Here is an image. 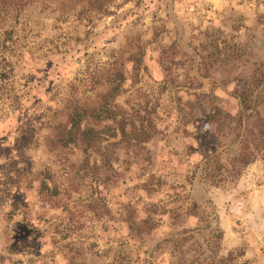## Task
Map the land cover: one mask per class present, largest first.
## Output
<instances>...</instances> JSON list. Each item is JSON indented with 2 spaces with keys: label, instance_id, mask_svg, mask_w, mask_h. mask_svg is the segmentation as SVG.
Here are the masks:
<instances>
[{
  "label": "rangeland",
  "instance_id": "1",
  "mask_svg": "<svg viewBox=\"0 0 264 264\" xmlns=\"http://www.w3.org/2000/svg\"><path fill=\"white\" fill-rule=\"evenodd\" d=\"M113 68L111 129L58 145ZM263 112L264 0H8L0 264H264Z\"/></svg>",
  "mask_w": 264,
  "mask_h": 264
},
{
  "label": "trees",
  "instance_id": "2",
  "mask_svg": "<svg viewBox=\"0 0 264 264\" xmlns=\"http://www.w3.org/2000/svg\"><path fill=\"white\" fill-rule=\"evenodd\" d=\"M8 0H0V8L6 7ZM111 70V69H110ZM124 79L122 70L119 68H113L108 75V85L109 88L104 92L97 95V100L94 102H72L67 103V118L65 122L60 125L57 136V143L62 147H70L73 145H78L79 143L85 147V151L88 153L93 147V145H98L95 143V135L103 134L106 135L107 131L111 128L110 126H102L100 124L103 119L115 120L117 117V111L109 107L111 104L110 98L114 97V94L120 89L122 81ZM252 93L247 94L244 97V101L248 99L253 100ZM246 96V95H244ZM115 107V106H114ZM264 115V112H263ZM145 116H142V119ZM211 117V116H210ZM96 125V126H95ZM126 125L118 127L120 132L125 133ZM257 141L264 142V116H258L257 119ZM118 131V132H119ZM140 136V134H136ZM94 142V143H93ZM216 155V154H215ZM215 157V156H213ZM208 159V158H207ZM206 160V158H205ZM247 163L245 158H241V161ZM185 233H189L185 231Z\"/></svg>",
  "mask_w": 264,
  "mask_h": 264
}]
</instances>
